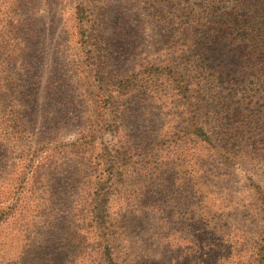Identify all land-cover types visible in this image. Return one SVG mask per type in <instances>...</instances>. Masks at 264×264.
<instances>
[{"label": "rangeland", "instance_id": "rangeland-1", "mask_svg": "<svg viewBox=\"0 0 264 264\" xmlns=\"http://www.w3.org/2000/svg\"><path fill=\"white\" fill-rule=\"evenodd\" d=\"M206 1L0 0V40L20 48L0 65V207L18 211L0 225V264L18 263L41 213L47 264H72L76 232L87 237L78 263L97 259L98 196L118 264H253L245 250L264 230V0Z\"/></svg>", "mask_w": 264, "mask_h": 264}, {"label": "trees", "instance_id": "trees-1", "mask_svg": "<svg viewBox=\"0 0 264 264\" xmlns=\"http://www.w3.org/2000/svg\"><path fill=\"white\" fill-rule=\"evenodd\" d=\"M18 0H16L17 3ZM256 1V0H254ZM207 9L212 7L215 4V0H207ZM6 3V1H5ZM236 3L239 5H247L248 0H236ZM240 7V6H239ZM207 11V10H206ZM238 11L235 10L232 14L230 13H225L223 17H225L227 24H234L237 22V19L233 17L235 14H237ZM79 18H83V13L78 14ZM194 22L197 23L198 26L200 27H205L206 22H205V11L195 18ZM254 38V37H251ZM264 52H261L258 57H261ZM20 58V48H19V43H16L13 39H2L0 40V65L5 66L8 62L12 61H17ZM8 68V67H6ZM6 68H1L0 70L3 72L5 71ZM168 73H173V71H168ZM0 87L3 90H7L5 87V82L1 78L0 79ZM181 89V88H180ZM184 92V90H181ZM104 94L107 95V101L102 100L104 103V114L103 116H107L108 113V107L107 106L109 103L108 99L110 100L111 94L108 93V91H104ZM1 103V101H0ZM102 116V115H101ZM198 131L203 134L202 129H198ZM254 143L249 144V146H253ZM108 203L106 197H96V199L92 202V215H91V226L92 228L98 230L99 235L101 239L98 240V245H99V253H97V259L94 260H89L88 262H80L78 263V259L74 257L73 253L77 250H84L85 249V243L87 242V237L82 234L81 232H76L74 234L68 233V236L70 237V241L72 245L68 246L69 251L67 254L68 262L72 264H118L117 263V258L115 253H113V249L110 247V241L108 238L112 237L113 235H110L109 232L107 231L108 225H109V215H108ZM17 206L12 205V207H0V225H5L6 222H9L10 218L16 216L14 215L17 213ZM39 219L41 220V228L40 231L36 233V236L33 238V241L31 244L28 245V248L23 249L18 253L16 256L18 259L17 264H47V261L50 257V254L48 252L50 251L49 249V244H46L45 242L43 243V235L44 233L49 229V221H48V216L46 214L41 213ZM195 220L197 223L204 224L202 221V217H195ZM202 222V223H201ZM36 223V222H35ZM38 223V222H37ZM32 224V223H31ZM102 238L105 239V241L102 240ZM258 247H254L252 250L251 249H246V253H251V261L253 264H264V230L262 232L261 239L258 242ZM205 248H211V246H204L201 245ZM49 249V250H48ZM56 248H54L55 251ZM60 248H57L59 250ZM60 253V254H58ZM53 254H56V257L59 258L60 260L63 258V254L61 252H53ZM85 259V257H83Z\"/></svg>", "mask_w": 264, "mask_h": 264}]
</instances>
